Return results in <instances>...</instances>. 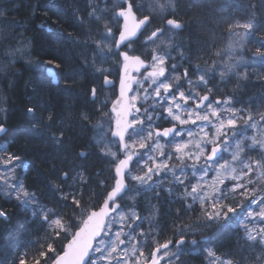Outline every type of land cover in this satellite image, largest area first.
Segmentation results:
<instances>
[{
    "label": "snow or ice",
    "instance_id": "snow-or-ice-1",
    "mask_svg": "<svg viewBox=\"0 0 264 264\" xmlns=\"http://www.w3.org/2000/svg\"><path fill=\"white\" fill-rule=\"evenodd\" d=\"M200 2L190 0L189 8ZM179 3L87 0V18L76 9L77 21L88 25L82 43L91 56H82V66L68 71L55 56L47 58L51 67L45 69V79L59 88L64 73V87L73 88L85 75L90 76L85 95L94 111H81L79 119L86 127L91 125L94 146L107 159L111 174L94 182L86 169L81 170L82 165L60 169V175L48 184L56 197V206L49 207L17 176L18 167H29L23 157L0 145V195L30 211L37 231L42 232L30 242L31 253L25 251L9 264H176L189 234H202L203 229L216 225L226 228L234 220L243 230L237 247L241 253L248 250L249 255L236 259L206 248L209 264H264V110L253 109L251 102L237 108L234 95H217L233 77V92L246 86L241 81L250 76L239 71L242 65L264 67V28L256 19L257 5L253 0L247 20L224 17L226 42L217 46L213 33L207 58L197 56L193 64L184 40L178 39L192 23L180 17ZM240 7L237 0H225L219 11ZM6 11L0 7V17ZM157 19L160 23L153 27ZM257 33L258 39L253 40ZM72 39L81 43L78 37ZM249 43L255 52L245 60L239 50ZM22 51L8 48L5 55L14 58ZM257 76L264 80V74ZM217 77L219 83L214 85ZM102 91L106 94L101 100ZM65 108L71 115V106ZM0 113L6 109L0 108ZM26 113L34 118L33 129L48 131V140L54 145L64 144L71 127L65 126V118H59L57 124L52 110H47L46 117L43 111L37 116V107L31 104ZM8 131L5 118L0 122V137ZM89 155L80 151L78 158ZM52 171H56L55 165ZM169 176L170 184L183 187L178 199L185 211L177 209L175 220L180 223L174 221L172 237L161 242L159 208L149 200L151 210L142 217L136 205L145 193H154L157 200L163 191L171 196L173 187H164ZM125 199L130 203L125 204ZM197 203L196 221L184 223V215L194 212ZM9 218V211L0 206V220ZM150 240L153 246L147 251ZM190 243L196 246L198 241Z\"/></svg>",
    "mask_w": 264,
    "mask_h": 264
},
{
    "label": "trees",
    "instance_id": "trees-1",
    "mask_svg": "<svg viewBox=\"0 0 264 264\" xmlns=\"http://www.w3.org/2000/svg\"><path fill=\"white\" fill-rule=\"evenodd\" d=\"M24 2L26 4L23 9L24 15L17 14L13 17L19 22L20 27L27 25L29 15H32L36 5V0H24ZM44 2L49 7H55L52 18L53 30L47 32L43 26L36 28V23L41 22L40 19H36L32 27H29L30 35L26 34V37H32V54L41 64L46 63L47 58L55 56L65 65V71L80 67L78 58L84 54V51L73 39L69 44L68 36L78 27L74 20H76V9L79 4H83L82 1L44 0ZM69 6H71V11H69ZM15 11L22 12L17 9H14ZM202 11L203 7H200L197 12ZM46 22L49 27L51 20ZM73 22L74 26L71 24ZM74 37L81 40L80 35ZM63 76L64 73H61L60 87L57 88L55 83H49L45 79L46 75L42 70H31V72L21 70V73L13 75L12 78L9 77L10 82H2L0 87V108L6 109V113H0V122L6 118V125L9 129L8 133L1 138L0 145H7L9 151L23 157L29 167L27 169L18 167L17 176L24 180L30 190H35L40 194L41 203L49 207L56 206V197L48 184L50 180L60 175V169L70 170L82 165L81 170L86 169L85 174L94 182L110 176L105 169V159L91 144V125L86 127V122L79 119L81 111H94V106L87 102L88 98L85 95L90 86V76L85 75L84 79L73 88L64 87ZM30 104L37 107V116H40L43 111L46 117L47 110H52L58 117L57 124H59V118H65V126L71 125L66 132V139L62 146L54 145L48 140L50 135L48 131L35 130L31 127L34 118L26 113V106ZM66 105L71 106V115L67 112ZM80 151H87L90 155L87 159L78 158ZM53 165L56 168L55 172L52 171ZM98 172L103 175L97 177ZM0 203L10 213L7 221L0 220V260H3L4 264H9V261L25 251L31 253L33 248L30 242L36 240L42 232L37 231V224L33 221L31 212L18 206L15 199L8 200L0 195ZM237 224L236 221H232L229 226V235H223L218 239L216 246L221 247L216 251L218 255L234 256L236 259H240L242 255L245 256L237 247L239 237L234 232ZM224 243L227 244L226 248L223 247ZM190 263L195 262L190 260Z\"/></svg>",
    "mask_w": 264,
    "mask_h": 264
},
{
    "label": "flooded vegetation",
    "instance_id": "flooded-vegetation-1",
    "mask_svg": "<svg viewBox=\"0 0 264 264\" xmlns=\"http://www.w3.org/2000/svg\"><path fill=\"white\" fill-rule=\"evenodd\" d=\"M15 2H17V6L15 9H17L18 11L22 10V12L20 11L18 15L19 14L24 15L23 9L26 6L24 0H15ZM237 2L241 5L239 9H236L234 11H230L227 13H221L219 9L224 5L225 0H201L198 6L193 7L191 9L188 6V4L190 3V0H180V3H179L180 17L186 23L190 20L192 21V23H191V27L188 28L187 31L182 32L178 39L184 40L185 46H188V41L191 40V49H188L186 47V51H188L191 56V63L194 64L196 62L197 56L203 55L205 56V58H207L206 49H207V46L212 43L213 33H215L216 35L217 46L222 47L224 45V43L226 42V36H227L226 32L223 31V18L224 17L240 19L243 21V20H247L251 16L252 9L250 8V4L253 2V0H237ZM254 2L257 5L255 9L256 19L260 23L261 27L264 28V3H262V0H254ZM82 3L83 4L78 5L79 6L78 9L85 16V18H87V11H88L87 0H83ZM200 7H203V11L201 13H198L197 11ZM34 8L37 10L35 12L33 11L32 15H29L27 25L23 26L25 29L23 31L26 34L30 35V31H28V29H30L29 27H32L36 19H40L41 22L36 23V28H41L43 26L47 32H51L53 30L52 29L53 28L52 18L54 17L53 11L55 10V7L54 6L49 7L44 2V0H36V5ZM69 11H71V6H69ZM39 12L40 14H38ZM67 17H69V15ZM47 20H51V25L49 27L46 25ZM74 21H76L77 23L76 25H78V27L75 26L76 31L75 32L72 31L71 34L73 37L75 35L81 36V40H80L81 43L78 44V47H80V49L84 51V54H82V56H84L88 54V51L85 49V46L82 43V41L84 37L86 36L85 33H87L88 25L80 24L77 21V18ZM159 23L160 21L154 22L155 26ZM71 24L74 26V22ZM258 36H259V33L253 36L252 39L256 40L258 39ZM29 39L32 45L33 43L32 37L29 36ZM71 39L72 38L69 35L68 36L69 44H70ZM142 40H143V37H141V41ZM137 47L139 48V45H137ZM32 49H33V45H32ZM254 52H255V46L252 43H249L248 45H246L245 48L239 50V56L243 57V59L245 60H250L252 56L254 55ZM174 55L176 54L174 53ZM82 56L80 55V57L78 58L80 66H82L83 64ZM87 56L90 57L91 52ZM212 58L215 59V57H212ZM184 66H188L187 63ZM201 66L202 67L204 66L202 61H201ZM247 66H251L249 67L250 69H247V67L243 65L239 68V71L241 73L247 71V73L250 76L249 80L241 81L242 85H246L245 87H242L240 90L233 92L232 89L235 84V77H233L232 81L228 83L226 90L218 91L217 95L218 96H223L225 94L234 95L236 99L239 101L235 105L237 108L249 106V102H251L250 106L253 109L259 108L261 110H264V99H261V98H264V81L259 79L257 76L258 73L264 74V67H260L259 65L254 66V68L252 67V65H247ZM180 71L181 72L183 71V67L180 68ZM117 80H118V76H117ZM212 83L214 85L218 84L219 83L218 77ZM105 94L106 93L102 91L100 93V97L105 96ZM113 98H114V95H113ZM213 99H215V97H213ZM109 105H110V102H109ZM170 181H171V177L169 176L168 180H166L164 183V187L171 186L173 187L174 191H177L178 194H172L171 196H169V194L166 191H163L161 193V197L159 199V201L161 202L159 206L158 222L160 223L163 221L162 222L163 227H164V223L170 222V220L172 221L173 219H175L177 209H180L182 212L185 211V206L183 202L178 199V196L183 191V187L179 185H175V184H170ZM149 200H150L149 195L145 193L141 197L138 198V204L141 206H147ZM0 206H2L1 203H0ZM194 209H195L194 212L184 215L187 217L191 215V217L187 221H190V222L196 221V217L199 214V204L198 203L194 205ZM234 221L239 223L238 220H234ZM223 223L224 222L222 221L221 224ZM229 226L226 228H223L220 225H216L212 228L203 229L202 234L197 232L195 236L188 237V241H191L192 239H196L198 241V244L196 246H192L191 243L188 242L183 247L187 246L188 248L191 249V251H200V250H205L206 248H214L215 251H218V249L221 247H217L216 243H218V239L221 236L229 235V231H230ZM163 230L164 229L162 228V233L165 232ZM234 232L235 234H238L241 231L235 230ZM165 233H170L171 235H173L172 230H170L169 232H165ZM165 237L169 238V235ZM203 237H207L208 240L205 241ZM223 247L226 248L227 244L224 243ZM172 249H175V246H173ZM245 254L246 256L249 255L248 250H245Z\"/></svg>",
    "mask_w": 264,
    "mask_h": 264
},
{
    "label": "rangeland",
    "instance_id": "rangeland-1",
    "mask_svg": "<svg viewBox=\"0 0 264 264\" xmlns=\"http://www.w3.org/2000/svg\"><path fill=\"white\" fill-rule=\"evenodd\" d=\"M81 1H83V0H81ZM15 3H16L15 0H0V7H4L7 9L6 15L4 17H0V69H2V71H0V87H1L2 82H7V83L10 82V80H8L9 77L12 78L13 75L19 74V72L21 73V70H23V71L26 69L44 70V67H45L44 65L39 63L38 60L32 54V52H31L32 45H31L30 39L26 37V33L23 31L24 27H20L19 22L17 20L13 19V17L17 16V14H18L16 11L14 12V9L17 6V5H15ZM145 6H147V5H145ZM158 21L159 20L157 19L156 22H158ZM152 26L154 27L155 24ZM85 34L87 35V33H85ZM8 48H12V49L21 48V49H23V51L16 53L14 58H10L7 55H5V50ZM30 52H31V54H30ZM89 54H90V51H88L87 55H89ZM173 55H174V53H173ZM29 60H31V63H29ZM246 67H247V69H250L249 67H251V66H246ZM252 67L254 68V66H252ZM109 95H111V93H109ZM0 98H1V92H0ZM103 98H104V96L100 97L101 100ZM251 134H252V132H251V130H249L248 135H251ZM93 136H94V132H93ZM92 139H93V137H92ZM95 149L99 152V150L97 148H95ZM105 160L107 161L106 158H105ZM105 169H106V171H110V164L108 162H107V165L105 166ZM108 177H110V176H108ZM153 179L158 180L159 177H154ZM147 194L149 195L151 204H154L157 206V208H159L161 201L156 199L154 193H147ZM173 194H178V193H177V191H174ZM124 203L129 204L130 201L125 199ZM136 209L142 217L147 216L149 214V211L151 210L149 208V201H148L147 206H141L137 203ZM199 212H200V208H199ZM190 217H191V215L189 217L184 216L183 217L184 223H189L190 221H187V220H189ZM158 219H159V216L157 217V220ZM174 221L176 223H180V221L175 220V219H173L172 221L170 220V222L164 223V227H163V223H162L163 221L159 223L160 227H161V234L159 237L161 242H163V240L165 238H168L165 236L169 235V237H172V235L170 233H165V232H169L170 230H172L171 226H172ZM143 228L146 231L148 230L147 222H145L143 224ZM162 228L164 229L163 231H165L164 233H162ZM198 233H200V232L198 231ZM190 236L193 237V235L189 234L188 237H190ZM176 238H178V237H176ZM189 243H190V241H189ZM152 246L153 245H152V242L150 240L148 242L147 251H150ZM172 250L175 251V249H172ZM173 259H175V257H173ZM189 259L192 262H195L194 264H209V260L211 258L207 257V253L205 250L191 251V249L186 246V247H184V252L180 256L179 261H176V264H191ZM161 264H166V261H161Z\"/></svg>",
    "mask_w": 264,
    "mask_h": 264
},
{
    "label": "bare ground",
    "instance_id": "bare-ground-1",
    "mask_svg": "<svg viewBox=\"0 0 264 264\" xmlns=\"http://www.w3.org/2000/svg\"><path fill=\"white\" fill-rule=\"evenodd\" d=\"M32 69H26L23 72H31ZM34 71V70H33Z\"/></svg>",
    "mask_w": 264,
    "mask_h": 264
}]
</instances>
